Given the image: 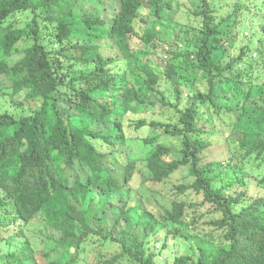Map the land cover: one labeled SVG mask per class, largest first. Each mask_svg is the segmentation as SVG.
<instances>
[{
    "label": "trees",
    "instance_id": "1",
    "mask_svg": "<svg viewBox=\"0 0 264 264\" xmlns=\"http://www.w3.org/2000/svg\"><path fill=\"white\" fill-rule=\"evenodd\" d=\"M182 1L0 0V93L10 91L20 110L0 112V264H40L43 251L44 264H80L93 238L119 251L109 257L93 247L91 264H264V95L244 107L228 157L211 160L202 138L203 119L215 121L206 92H215V101L229 92L213 83L208 60L221 52L223 59L238 34L213 47L188 29L194 20L165 29L164 20L173 19L174 5ZM197 2L179 6L198 18L208 4ZM145 4L150 14L144 40L150 44L154 28L162 27L168 43L162 58L181 78L171 99L141 77L123 84L118 70L126 57L156 54L154 47L132 50L130 43L132 36L140 38L135 11ZM239 9L223 16L209 5L205 16L222 17L232 32ZM22 14L28 15L20 25L15 19ZM181 35L184 49L178 46ZM259 46L243 48L237 59L229 55L235 88L250 86L253 71L261 74L264 35ZM23 94L34 104L27 111L17 103ZM157 106L178 115L177 122L139 119L137 131L151 130L129 140L124 121ZM177 137L184 138L180 149L169 142ZM151 182L157 198L171 201L165 215L158 212L162 217L136 191ZM248 186L259 194L249 195ZM193 192L204 196L198 206L187 205ZM209 205L219 217L203 229L213 235L192 234L200 220H192L190 209ZM199 236L197 251L158 261L174 237L193 242Z\"/></svg>",
    "mask_w": 264,
    "mask_h": 264
},
{
    "label": "clouds",
    "instance_id": "2",
    "mask_svg": "<svg viewBox=\"0 0 264 264\" xmlns=\"http://www.w3.org/2000/svg\"><path fill=\"white\" fill-rule=\"evenodd\" d=\"M184 1H188V0H184ZM252 1H254L252 7L248 6L247 4L248 0H198L196 5L204 6L205 4H208V6L210 5L214 10L219 9L221 14L225 16L228 15V13L233 12L236 6L239 5V3L244 2L246 3L247 17H249V19L252 22H255L256 20L259 21L261 23L260 29L255 26L246 25V29H244V31H240L238 29L239 14L241 12L240 9L238 12V23L234 27V30L232 32H230L231 29H227L225 27V20L222 17H218V21H216L211 18V15L205 16L208 6L199 15L198 18L192 17L190 19L186 14L187 9L185 8V6H183L182 8L179 6V3L182 2H177L174 5L176 9L174 10L173 13V19L171 21H167L165 19L163 22V26L165 27V29L172 28L175 23L182 22L181 18L184 15H186L185 22L182 23L188 24L189 20L191 23H193L194 20L196 22L195 26H192L191 28L188 29L193 30L196 39L198 35L201 34L213 47L218 46L219 43L227 44L228 39L232 38L235 33L238 34L237 42L234 46V49L228 50L229 52L226 53V56L223 59L220 60V58L222 57L221 54L222 52H221L216 54V60L214 61L208 60V62L214 68L213 83L220 82L224 84L225 88L229 92V96L215 101L217 94L215 92L213 93L206 92V103H211L214 106V110L210 112L212 116L211 120H215L214 124H217V126L220 128L221 131L220 130L218 131L222 134V138L218 139L215 136V132H217V129L213 128L214 124L208 123L205 119H203L207 125L206 127H204L202 123L203 126L202 138L207 144V147L204 151L209 150L212 146H214L216 150H218V148L221 147L222 150L224 149L227 151V154L224 155L225 158L228 157L230 153V146L233 145L234 137H232V135L235 134L237 128L242 123L244 107L249 106L250 104L254 103L260 96L264 95V79L261 81L255 79L250 86L241 90L240 88H235L233 86V82L236 80V78L232 74V72L226 67V64L231 60L229 56L230 54L233 56V58L237 59L238 55H242L241 50L243 48L252 47L254 49H257L260 47L259 46L260 41L264 35V15H260V11L264 10V5L260 7L257 3H255V0ZM185 5L188 6L186 2ZM254 5H256L257 8H255ZM179 7L181 8L180 10ZM146 11H149V13L147 15V18H144L143 13H145ZM251 11L253 12L254 15L248 14ZM135 13H139V17H137L134 20L135 27L137 28L139 25L142 26V24L144 23L146 24L147 27L148 16L150 14V8H148V5L145 4L143 8L136 10ZM146 27L142 29L141 32H138V34H140V38L143 43V48L139 49L136 46L132 45V50L143 51L145 49L154 47L151 49L152 52L156 51V49H159L158 58L154 62L152 60V55L149 54L145 56L143 55L138 58L126 57L125 59H123V61L119 63V68H118V70L121 71L123 76L122 83L123 84L126 82L135 83L136 77H141L143 80H147L151 84H153L154 87L158 89L160 92L165 93L168 96V99L177 97L175 86L178 83V81L181 80V78H179L176 75H173L172 70L167 69V66L165 64V58H162L163 56L164 57L166 56V51L168 47V43L163 41L165 37L162 34H160L162 27L159 26L154 28L152 32L153 36L152 39L150 40L151 41L150 44H146L144 40V35H145L144 32ZM188 29H185V31H188ZM255 34L256 37H253V35ZM178 39L181 41V43L178 46L181 49H184V45L182 42L183 35H181ZM146 45H150V46H146ZM257 56H258V52H255L254 55H252L254 59H256ZM203 61H207V60H203ZM197 88H198L197 85H195L194 91ZM189 94L190 93L186 89H184L183 96L186 97ZM233 99H236V101L232 103L231 101ZM146 111L149 110H145L144 112ZM124 124L125 127L127 126L129 128H133L136 130V127L134 125L135 123H128L127 119L126 121H124ZM225 138L229 139V141L226 144H223V140ZM95 240H99V239L93 238L91 244L93 245V247L99 248L103 253L104 248L101 246H95L94 245ZM91 244H89L90 245L89 247H91ZM89 255L92 256L93 252L89 253ZM83 260H88V257Z\"/></svg>",
    "mask_w": 264,
    "mask_h": 264
},
{
    "label": "rangeland",
    "instance_id": "3",
    "mask_svg": "<svg viewBox=\"0 0 264 264\" xmlns=\"http://www.w3.org/2000/svg\"><path fill=\"white\" fill-rule=\"evenodd\" d=\"M255 3H257L260 7H262L264 5V0H255ZM248 6L249 7H252V5L254 4V1L252 0H248ZM240 5V14H239V25H238V29L240 31H244V29H246V25L248 26H255L257 28H261V23L259 21H255V22H252L249 17H247V14H246V3L244 2H241L239 3ZM258 12V11H257ZM149 11H146L145 13H143V17L144 18H147V15H148ZM249 15H254L253 12L251 11L250 13H248ZM23 16H16L17 18L15 19V22L22 25L23 23V20L26 19V16L28 14H22ZM260 15H264V10H261L260 11ZM185 17L186 15H184L182 18H181V21L182 22H185ZM146 27V24H142L139 25L137 28H136V32H141L142 29H144ZM130 43L133 45V46H136L137 48L141 49L143 48V43L141 41V39L137 36H132L131 39H130ZM26 43L25 42H22L20 44V47L21 49L25 48L26 47ZM57 46H53V48L55 49ZM158 54H159V49H156V54H153L152 55V60L155 62L158 58ZM263 60L262 59H259V63H261ZM260 67H261V74H257L256 72L253 71V77L258 80V81H261L264 79V68H263V65L260 64ZM250 69H252V67H250ZM9 93H0V100L3 98V100L0 101V112L4 113L5 111H9L12 115H17L20 113V110L18 109L17 105H14V101L11 99L10 97V91H8ZM23 98H24V94L20 97V99L17 101V103H23V106H24V110L27 111L29 107H32L34 104L32 102H26V101H23ZM182 110L185 111V107L183 106L182 107ZM143 118H146L147 120H152V118H155V120H159V121H166L168 123H176L177 122V118H178V115H173V113L171 112V114L164 110L162 107H157L156 109L154 110H149V111H146L144 113H140L139 115L137 116H131L129 115V117L127 118V122L128 123H135L136 121H138L139 119H143ZM179 123V122H178ZM215 129H217V132H215V136L218 138V139H221L222 138V134L218 131L220 130V128L217 126V124H214V127ZM149 128H144V129H141L140 131H137L133 128H129L126 126V132H127V135L130 137L131 140L133 141H138L139 137H145L148 135V132H149ZM221 131V130H220ZM163 142L162 143H166V139L162 140ZM183 141H184V138L183 137H177L175 140H172L169 142L171 144H173L177 149H180L183 145ZM213 141V139H212ZM229 141V139L225 138L223 140V144H226L227 142ZM98 145V144H97ZM230 146V144H229ZM232 150V145L230 146V151ZM206 154L209 155L210 159L213 160V161H224L225 160V157L224 155L227 154V151L226 150H222V148H218V150L215 149L214 146H212L209 150L205 151ZM177 179H179V175L176 176V181ZM182 179V178H180ZM183 180H181L182 182ZM254 181V180H252ZM138 185V183H137ZM249 188V195H253V194H259L258 191H252L250 186H248ZM157 189L158 187L155 185V183H148L147 184V188H140V189H137L136 191H140L141 193H143L145 196H146V199H145V204L147 205L146 207L152 211L154 214H156V216H161L160 213L164 214L165 215V211L166 209L169 208V203L171 202L168 198H165L163 196L157 198V195H156V192H157ZM152 194V198L154 199H151L150 198V195ZM139 195V194H138ZM203 199H204V196L202 194H197L196 192H193L191 198L189 199V203L187 205H190V204H194V205H199L201 202H203ZM198 210V211H196ZM160 212V213H158ZM196 212V213H195ZM218 213V212H217ZM214 212V210L211 208V205L209 206H203L201 209H190V215L191 217L194 216L192 218V220L195 219V217L197 218V220H200L199 223H197L196 227L193 228V231H192V234H196V233H206V234H209V235H213L211 232H209L210 230L204 228L203 229V225H205L206 223H208L209 221L213 220L214 217H219V215ZM196 220V221H197ZM173 228V227H171ZM138 233L141 234L140 231H136ZM142 235V234H141ZM165 235V232L161 233V234H158L156 238L154 239H158V240H161L163 238V236ZM203 237L204 236H199L197 237L195 240L193 239V242L192 241H187V240H180V239H176L174 237V241H169L168 242V249L165 250L163 252V256H160L158 258V261H163L165 260L166 258H170V259H173V256H182V255H190L193 253L194 249L196 250V248L193 246L196 241L198 242H202L203 241ZM94 245L95 246H101L103 247V253L109 257L113 256V255H116V253L119 251V249L117 248V246L113 245V244H103L101 241L99 240H95L94 242ZM161 243L160 244H157V247H161ZM92 247L93 245L91 244V247H90V252H92ZM0 249H2V246L0 247ZM197 251V250H196ZM42 256L39 258V261H40V264H44V261H43V256L45 255V251L42 252L41 254ZM93 261V256H90L88 255V260H82L80 262V264H91ZM159 263V262H158Z\"/></svg>",
    "mask_w": 264,
    "mask_h": 264
}]
</instances>
